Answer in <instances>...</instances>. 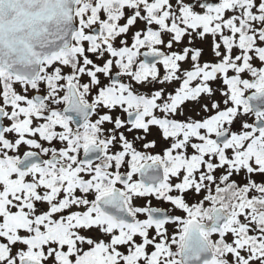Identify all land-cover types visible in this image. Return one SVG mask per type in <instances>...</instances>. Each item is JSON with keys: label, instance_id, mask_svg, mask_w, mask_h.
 Returning a JSON list of instances; mask_svg holds the SVG:
<instances>
[{"label": "snow or ice", "instance_id": "1", "mask_svg": "<svg viewBox=\"0 0 264 264\" xmlns=\"http://www.w3.org/2000/svg\"><path fill=\"white\" fill-rule=\"evenodd\" d=\"M0 264H264V0H0Z\"/></svg>", "mask_w": 264, "mask_h": 264}]
</instances>
